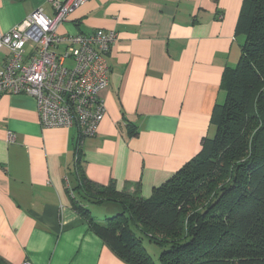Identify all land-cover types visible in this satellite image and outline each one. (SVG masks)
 I'll return each mask as SVG.
<instances>
[{"label":"crops","instance_id":"1","mask_svg":"<svg viewBox=\"0 0 264 264\" xmlns=\"http://www.w3.org/2000/svg\"><path fill=\"white\" fill-rule=\"evenodd\" d=\"M241 7L242 0H87L59 25L60 35L116 32L100 95L105 114L95 136L80 139L75 127L42 128L34 98L0 96L2 263L125 264L74 208L79 174L148 199L198 154L225 99L222 73L239 58ZM37 8L52 16L46 0H0V32Z\"/></svg>","mask_w":264,"mask_h":264},{"label":"trees","instance_id":"2","mask_svg":"<svg viewBox=\"0 0 264 264\" xmlns=\"http://www.w3.org/2000/svg\"><path fill=\"white\" fill-rule=\"evenodd\" d=\"M236 36L243 42L236 65L222 73L213 137L150 198L79 174L73 190L84 203L121 205L102 223L81 199L74 208L125 264H155L135 231L164 249L160 264H264V0H242Z\"/></svg>","mask_w":264,"mask_h":264},{"label":"built area","instance_id":"3","mask_svg":"<svg viewBox=\"0 0 264 264\" xmlns=\"http://www.w3.org/2000/svg\"><path fill=\"white\" fill-rule=\"evenodd\" d=\"M86 1L46 0L52 16L37 8L10 31L0 32V52H6L0 61V96L34 98L42 128L75 127L80 139L94 137L104 117L100 95L108 86L107 56L117 41L113 30L57 33L59 25ZM13 139L8 134V141Z\"/></svg>","mask_w":264,"mask_h":264},{"label":"rangeland","instance_id":"4","mask_svg":"<svg viewBox=\"0 0 264 264\" xmlns=\"http://www.w3.org/2000/svg\"><path fill=\"white\" fill-rule=\"evenodd\" d=\"M214 135V131L210 134L209 138H212ZM106 204H99V205H91L89 206V214L99 222H103L105 218L115 216L116 214L121 213L122 207L117 202L105 201ZM136 236L142 239V245L145 248L147 254L151 257L155 264L159 263V256L163 252L164 249L159 248L158 246L154 245L147 241V239L138 231H135Z\"/></svg>","mask_w":264,"mask_h":264}]
</instances>
